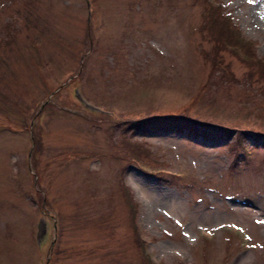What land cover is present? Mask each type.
Here are the masks:
<instances>
[{"label": "rangeland", "instance_id": "rangeland-1", "mask_svg": "<svg viewBox=\"0 0 264 264\" xmlns=\"http://www.w3.org/2000/svg\"><path fill=\"white\" fill-rule=\"evenodd\" d=\"M260 65L264 0H0V264H264Z\"/></svg>", "mask_w": 264, "mask_h": 264}, {"label": "trees", "instance_id": "trees-1", "mask_svg": "<svg viewBox=\"0 0 264 264\" xmlns=\"http://www.w3.org/2000/svg\"><path fill=\"white\" fill-rule=\"evenodd\" d=\"M239 37H236V43H234L235 39L232 33V36H229L227 38V45L228 47H238L241 51H244V55L248 58V61L253 59V55L251 53H248L246 50H244L245 44L240 42ZM238 40V41H237ZM261 67H264V65H260ZM141 130L144 132L150 133V134H158V133H165V132H180L185 133L187 132L190 136H195L196 138H202V139H212L214 135L220 134L218 131L210 130L209 128L197 126L191 123L186 122L184 119H165V120H159L158 123H150L148 125H142ZM225 134V133H224Z\"/></svg>", "mask_w": 264, "mask_h": 264}]
</instances>
